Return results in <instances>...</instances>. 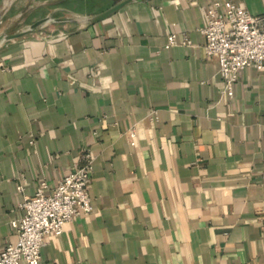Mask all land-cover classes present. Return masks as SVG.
Here are the masks:
<instances>
[{
	"label": "crops",
	"instance_id": "0c3cea01",
	"mask_svg": "<svg viewBox=\"0 0 264 264\" xmlns=\"http://www.w3.org/2000/svg\"><path fill=\"white\" fill-rule=\"evenodd\" d=\"M228 1L124 0L0 47V252L25 199L91 160L93 211L41 264H264V70L229 96L203 48Z\"/></svg>",
	"mask_w": 264,
	"mask_h": 264
},
{
	"label": "built area",
	"instance_id": "2783aa9c",
	"mask_svg": "<svg viewBox=\"0 0 264 264\" xmlns=\"http://www.w3.org/2000/svg\"><path fill=\"white\" fill-rule=\"evenodd\" d=\"M204 51L219 63L220 76L229 96L245 68L264 70V15L250 12L244 0L220 2L208 10L201 28ZM177 43L171 33L166 47ZM184 43H190L185 39ZM92 162L65 174L54 188L43 183L34 196L21 204L23 214L11 221L16 240L0 252V264H41L42 249L50 235H60L68 222L93 211L89 192ZM22 188V187H21Z\"/></svg>",
	"mask_w": 264,
	"mask_h": 264
},
{
	"label": "rangeland",
	"instance_id": "374dc122",
	"mask_svg": "<svg viewBox=\"0 0 264 264\" xmlns=\"http://www.w3.org/2000/svg\"><path fill=\"white\" fill-rule=\"evenodd\" d=\"M124 0H0V47L76 28Z\"/></svg>",
	"mask_w": 264,
	"mask_h": 264
},
{
	"label": "water",
	"instance_id": "95a60500",
	"mask_svg": "<svg viewBox=\"0 0 264 264\" xmlns=\"http://www.w3.org/2000/svg\"><path fill=\"white\" fill-rule=\"evenodd\" d=\"M101 15H103V14H101ZM101 15H99V16H101ZM99 16H98V17H99ZM96 18H97V17H96Z\"/></svg>",
	"mask_w": 264,
	"mask_h": 264
}]
</instances>
